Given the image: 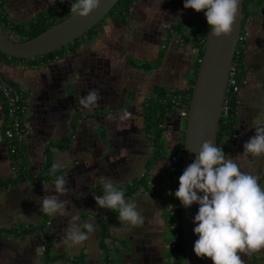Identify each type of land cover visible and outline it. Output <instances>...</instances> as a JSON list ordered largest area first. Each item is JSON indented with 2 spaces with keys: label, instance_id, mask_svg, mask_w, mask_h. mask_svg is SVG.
I'll return each instance as SVG.
<instances>
[{
  "label": "crops",
  "instance_id": "1",
  "mask_svg": "<svg viewBox=\"0 0 264 264\" xmlns=\"http://www.w3.org/2000/svg\"><path fill=\"white\" fill-rule=\"evenodd\" d=\"M60 1L3 0L0 11L5 20L26 25ZM203 11L184 8L182 0H137L124 18L105 17L96 36L59 58L0 56L1 77L19 87L25 101L21 154L12 159L0 98V180L13 177L21 161L27 174L0 189V264H104L106 258L111 264L181 263L169 245L176 237L169 224L175 188L170 157L183 145L185 118L169 105L154 129L145 105L161 92L189 89L199 61L195 40L206 32L197 19ZM240 36L235 134L219 147L264 187V154L240 155L253 127L264 125V2H246ZM90 93L95 100L85 106ZM56 175L65 177L64 216L39 210L42 196L59 195L52 191ZM105 178L134 204L139 225L120 223L114 211L102 234L108 209L97 207L93 195ZM73 214L91 219L94 231L67 247L62 237ZM239 255L243 264H264V247Z\"/></svg>",
  "mask_w": 264,
  "mask_h": 264
},
{
  "label": "clouds",
  "instance_id": "2",
  "mask_svg": "<svg viewBox=\"0 0 264 264\" xmlns=\"http://www.w3.org/2000/svg\"><path fill=\"white\" fill-rule=\"evenodd\" d=\"M99 3L100 0H71L70 9L84 16ZM182 3L184 8L204 10L209 34L215 37L229 34L238 11V0H182ZM94 100L95 95L90 93L82 102L87 106ZM253 128L254 134L242 143V156L264 154V125ZM194 152V158L177 177V187L170 193L183 207L198 205L192 217V232L196 235L192 251L197 257L210 258L212 264H243L239 253L264 247V187L255 175L242 170L235 159L226 158L223 149L212 140H203ZM56 168L53 164V172ZM98 183L102 191L93 195L97 207L115 210L120 223L136 226L142 222L134 204L125 199L124 192L110 179ZM52 191L59 195L42 196L40 212L48 216L66 215V205L60 198L67 192L65 177L55 176ZM93 231L91 219L82 220L79 214H73L67 218L62 243L67 247L80 245Z\"/></svg>",
  "mask_w": 264,
  "mask_h": 264
},
{
  "label": "water",
  "instance_id": "3",
  "mask_svg": "<svg viewBox=\"0 0 264 264\" xmlns=\"http://www.w3.org/2000/svg\"><path fill=\"white\" fill-rule=\"evenodd\" d=\"M118 0H100L98 6L87 15L71 12L58 23L41 33L24 40L10 39L0 22V53L19 59H31L50 53L82 36L87 30L105 18ZM243 15V0H238V11L227 36L215 37L206 30L203 50L188 100L183 134V156L180 174L195 155L203 140L216 144L218 124L226 93L228 72L238 43ZM191 150V151H190ZM198 205L179 204L180 235L184 264H212L210 258L197 257L192 251V217Z\"/></svg>",
  "mask_w": 264,
  "mask_h": 264
},
{
  "label": "trees",
  "instance_id": "4",
  "mask_svg": "<svg viewBox=\"0 0 264 264\" xmlns=\"http://www.w3.org/2000/svg\"><path fill=\"white\" fill-rule=\"evenodd\" d=\"M137 0H118L116 4L111 8V10L108 12L106 17H110L113 20L122 19L126 16L129 8L136 2ZM253 1L255 3H262L264 0H243V9L246 4V2ZM70 2L71 0H63L60 2H57L54 6L49 8L45 12H41L36 14L28 24L22 25V24H13L10 21H7L4 19V17L1 14L0 11V22L2 25L3 30L6 32L7 36L10 39L13 40H24L28 39L30 37H33L42 31L46 30L47 28L51 27L55 23H58L61 21L64 17L69 15L72 11L70 9ZM3 0H0V10L2 7ZM197 19L200 23V25L204 26L205 29H208V25L206 23L205 17L203 13H198ZM103 19L98 22L96 25H94L92 28L87 30L82 36L75 39L74 41L68 43L67 45L58 48L50 53H47L42 56H37L35 58L27 59L31 61L40 60L43 62L50 61L56 58H59L63 56L67 51L73 50L77 48L80 43L85 42L87 40L92 39L94 36H96L100 31V26L102 24ZM204 36V35H203ZM196 46L198 49V58H201L202 50H203V41L195 40ZM0 56L4 58H10L15 60H26V59H19V58H13L6 56L4 54L0 53ZM243 62H244V54H243V44L241 40H238V43L236 45L233 59H232V66L235 69V75L238 80L241 78L242 74V68H243ZM199 61H195L194 67H193V74L190 82L189 89L185 94L186 102L189 100L190 93L192 90V86L194 83L197 67H198ZM9 84V83H8ZM12 85V84H10ZM15 88V85H12ZM168 94L161 92L156 95V100L148 101L145 105V112L146 117L150 118V125L156 129L158 122H160V116L164 110V108H169L172 106V104L168 100ZM228 97V108H227V114L224 116H221L219 124H218V131H217V137H216V146L219 147L222 143H230L232 141V138L235 134V124H236V117H235V110H236V104H235V94H230ZM0 98L4 104V108L6 111V115L8 117V111L9 107L7 106L6 101L4 100L3 95L0 93ZM19 106L23 107V112H19L20 116H24L25 114V101H24V92L22 94V98L19 101ZM24 121V120H22ZM6 137V136H5ZM7 138V137H6ZM9 141V147L11 148L12 141L11 139L7 138ZM22 142L17 146V151L15 153H11L12 159H16L18 155L20 156V146ZM18 153V155H17ZM25 164L23 161L15 164V175L11 178L0 180V189L7 186V185H13L22 179L26 177V172L24 170ZM115 210H108L107 214L101 219V232L102 234L106 233V230L109 225V217L112 215V213ZM172 223H180V212H179V201L177 198L172 196L171 198V206L169 211V224ZM177 237L181 239L180 232H177ZM175 260H182L183 252H182V245L179 241V246L175 250ZM104 264H111V260L109 258H106Z\"/></svg>",
  "mask_w": 264,
  "mask_h": 264
},
{
  "label": "built area",
  "instance_id": "5",
  "mask_svg": "<svg viewBox=\"0 0 264 264\" xmlns=\"http://www.w3.org/2000/svg\"><path fill=\"white\" fill-rule=\"evenodd\" d=\"M206 33V32H205ZM205 33L204 36L199 35L198 39L200 41L205 40ZM241 36L239 37V40H241ZM239 82L235 75V69L231 65L229 72H228V78H227V86H226V93L223 101V106L221 110V116H224L227 114V108H228V95L235 94L239 88ZM0 93L3 95L4 100L7 103V106L9 107L8 111V117H7V123L4 129V135L11 139L12 145L10 148L11 153H15L17 150V146L23 141L24 133H25V126L23 116H20L19 112H23V107L19 106V101L22 98V90L20 88H15L12 85L8 84L0 74ZM168 100L172 104V107L179 110V113L182 117L186 118L187 115V109H188V101L186 102L185 96L181 93H175L170 92L168 94ZM183 156V147L178 148L174 151V153L171 155L170 160L173 163V178L175 181V188L177 187L178 181L177 177L180 175V168H181V159ZM175 188L172 190L174 191ZM173 196V195H172ZM171 228L176 233V237L171 240L170 247L173 250H176V248L179 246V241L181 242V239L177 237V232H180V223H173L171 225ZM180 264L183 263V256Z\"/></svg>",
  "mask_w": 264,
  "mask_h": 264
},
{
  "label": "rangeland",
  "instance_id": "6",
  "mask_svg": "<svg viewBox=\"0 0 264 264\" xmlns=\"http://www.w3.org/2000/svg\"><path fill=\"white\" fill-rule=\"evenodd\" d=\"M106 17V16H105Z\"/></svg>",
  "mask_w": 264,
  "mask_h": 264
}]
</instances>
